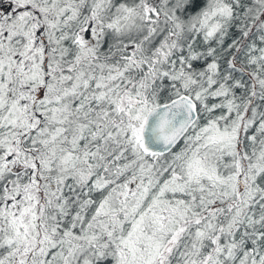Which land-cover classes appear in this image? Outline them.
Listing matches in <instances>:
<instances>
[{
  "label": "snow or ice",
  "instance_id": "snow-or-ice-1",
  "mask_svg": "<svg viewBox=\"0 0 264 264\" xmlns=\"http://www.w3.org/2000/svg\"><path fill=\"white\" fill-rule=\"evenodd\" d=\"M0 264H264V0H0Z\"/></svg>",
  "mask_w": 264,
  "mask_h": 264
}]
</instances>
